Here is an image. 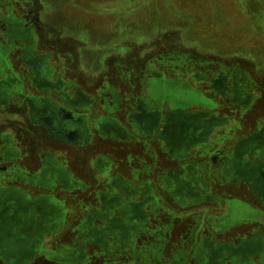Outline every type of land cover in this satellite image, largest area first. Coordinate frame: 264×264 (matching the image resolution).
<instances>
[{"label":"rangeland","instance_id":"1","mask_svg":"<svg viewBox=\"0 0 264 264\" xmlns=\"http://www.w3.org/2000/svg\"><path fill=\"white\" fill-rule=\"evenodd\" d=\"M9 15L24 20L33 47L53 68V78L62 72L64 80H73L93 96L84 111L93 129V148L86 158L81 153L79 158L67 156L74 187L62 190L57 186L54 194L65 213L45 232V252L32 264H200L190 254L191 247L209 232L221 233V225L227 226L226 233L216 237L228 242H233L235 235L255 236L257 228L264 238V202L243 184L228 182L232 172L221 169L222 162L227 163L224 167L230 165L236 142L264 124V0H0V43L6 47L10 71L16 72L22 65L24 41L8 37L5 18ZM220 70L232 73L224 95L221 88L216 91L209 83ZM146 71L185 82L195 90L186 107L191 111L202 108L221 118L212 125L205 145L199 141L187 151L169 153L160 140L152 161L147 147L130 144V150L124 151L109 135L98 131L96 120L110 114L119 118L129 137L139 139V133L130 128L131 122L120 120L126 96L120 101L112 90L127 93L120 84L124 76L133 81L130 95L139 97ZM172 90L175 94L182 91L176 84ZM146 96L150 94L146 92ZM127 100L132 101L130 97ZM162 103L163 108L169 105ZM7 117L11 116L0 113V124ZM174 121H168L170 130ZM6 132L13 133L19 146L21 136L12 126L0 129V146ZM146 140L154 144L149 136ZM165 151L174 160H167ZM93 152L104 155L103 167L111 176H123L135 187L146 184L150 192L145 194L153 195L156 202L145 205V217L134 219L139 226L127 237L117 228L116 237L108 244L85 245L83 260L73 261L67 253L75 241L82 242L89 226L101 222L91 224L84 214L98 204L97 192L108 190L101 174L92 170L95 165L85 164ZM180 161L191 168L182 175L190 180L193 194L177 191L168 177L167 170L180 168ZM112 187L111 191L119 192L117 186ZM233 200L252 205L260 213L259 219L246 215L223 224L221 217ZM239 221L247 223L236 224ZM254 260L264 264V251Z\"/></svg>","mask_w":264,"mask_h":264},{"label":"flooded vegetation","instance_id":"2","mask_svg":"<svg viewBox=\"0 0 264 264\" xmlns=\"http://www.w3.org/2000/svg\"><path fill=\"white\" fill-rule=\"evenodd\" d=\"M5 20L10 32L8 37H21L24 45L21 50L22 65L16 72H11L6 60V47L0 43V113L11 116L3 120L6 122L0 124V129L12 126V131L21 136L20 145L17 146L13 133L6 132L0 146V264H32L37 255L45 252L42 247L45 232L55 227L57 223L54 220H60L65 213L62 202L56 198L57 186L62 190L74 187L68 157L79 158L81 153L86 158L88 150L93 148L89 116L77 110L78 106L90 103L91 98L80 90L78 84L74 86L73 80H64L62 72L53 78V68L46 65V57L39 55L33 47L31 32L26 26L23 27L24 20L14 15H9ZM228 75L232 76V73L220 70L209 80L216 91L221 88L222 95L229 89ZM120 84L123 89H128L127 93L113 91L117 94L115 96L120 101L123 95L132 100L126 99L127 103L121 109L124 117L120 120L123 123L130 121V128L139 133V139L129 137L119 124V118L110 114L100 116L96 126L100 133L109 135L110 140L120 145L121 150L127 151L130 144H139L140 147H147L153 161L154 154L159 151L158 141L161 140L169 153L187 151L199 141L202 142L201 146L205 145L212 125L221 120L202 108L189 110L186 104L193 100L191 94L195 95L192 93L195 90L175 78L162 77L157 71H146L142 76L139 97L135 93L132 97L128 92L133 81L123 76ZM175 84L181 87L180 93L175 94L172 90ZM146 92L150 97L146 96ZM101 93L104 91L101 90ZM164 101L169 103L166 108L162 107ZM173 118L175 124L170 130L168 121ZM148 136L154 144L146 140ZM168 152L163 154L170 160ZM130 154L129 157H132ZM91 155L85 164L90 162L95 165L92 170L101 174L108 190L97 192L98 204L84 214L91 224L99 219L101 222L89 226L88 235L82 238V242L75 241L74 248L67 253L73 261L83 260L85 245L108 244L116 237L113 234L117 228L121 230L122 237H127L130 230H136L139 226L134 219L145 217V205L156 202L153 195L145 194L150 192L146 184L135 187L131 180L123 176H111L108 168L103 167L105 163L101 156L104 155L95 156V152ZM229 163L224 167L227 163L222 162L221 168L222 171L229 169L232 172L233 177L228 182H234L232 185L235 186L243 184L264 202V124L236 142ZM179 165L178 169L167 170L168 177L172 178L177 191L186 190L193 194L190 180L182 175L183 170L191 168L182 161ZM112 186H117L119 192L111 191ZM244 203L250 211L255 209ZM228 209L227 214L221 217L223 224L241 217L242 213L232 216V206ZM257 214L260 216L259 212ZM242 223L247 221L236 224ZM221 226L219 235L226 233L227 226ZM196 228H193V234ZM255 232V236L251 234L245 238L235 235L233 242L209 232L200 243L193 244L190 254L199 259L200 264H257L254 256L262 257L264 238L260 228Z\"/></svg>","mask_w":264,"mask_h":264},{"label":"trees","instance_id":"3","mask_svg":"<svg viewBox=\"0 0 264 264\" xmlns=\"http://www.w3.org/2000/svg\"><path fill=\"white\" fill-rule=\"evenodd\" d=\"M235 200L233 201H230L229 203V207L232 206L233 207V211L231 212L232 213V216L234 215H238L240 213L241 214V217H244L246 215L248 216H251V217H258V211H256L255 209H252L251 211L247 208V205L244 203V202H239V203H234ZM249 211V212H248ZM244 213V214H243Z\"/></svg>","mask_w":264,"mask_h":264},{"label":"crops","instance_id":"4","mask_svg":"<svg viewBox=\"0 0 264 264\" xmlns=\"http://www.w3.org/2000/svg\"><path fill=\"white\" fill-rule=\"evenodd\" d=\"M75 86V85H74ZM79 88H80V90L84 93V94H87V95H89L90 96V98H91V102L90 103H87V104H83V105H81V106H78L76 109L80 112V111H85L86 110V108H89V106L92 104V102H93V96H92V94H90V93H87L83 88H81L80 86H79ZM74 90V89H73ZM118 89H113L112 90V92L113 91H116L117 93H118V91H117ZM104 91V93H105V91H107L106 89L105 90H103ZM116 94V93H115ZM116 96H117V94H116ZM115 96V97H116ZM79 109H81V110H79ZM76 110V111H77ZM106 116V115H105Z\"/></svg>","mask_w":264,"mask_h":264}]
</instances>
